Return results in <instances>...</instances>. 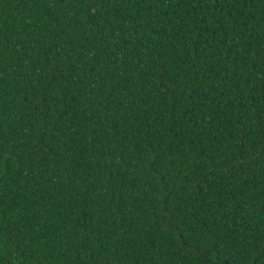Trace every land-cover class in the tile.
I'll return each mask as SVG.
<instances>
[{
	"label": "trees",
	"instance_id": "16d2710c",
	"mask_svg": "<svg viewBox=\"0 0 264 264\" xmlns=\"http://www.w3.org/2000/svg\"><path fill=\"white\" fill-rule=\"evenodd\" d=\"M0 264H264V0H0Z\"/></svg>",
	"mask_w": 264,
	"mask_h": 264
}]
</instances>
